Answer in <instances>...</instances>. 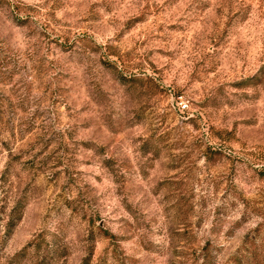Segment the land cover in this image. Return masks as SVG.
I'll list each match as a JSON object with an SVG mask.
<instances>
[{"label": "rangeland", "instance_id": "rangeland-1", "mask_svg": "<svg viewBox=\"0 0 264 264\" xmlns=\"http://www.w3.org/2000/svg\"><path fill=\"white\" fill-rule=\"evenodd\" d=\"M90 252L264 264V0H0V264Z\"/></svg>", "mask_w": 264, "mask_h": 264}, {"label": "trees", "instance_id": "trees-1", "mask_svg": "<svg viewBox=\"0 0 264 264\" xmlns=\"http://www.w3.org/2000/svg\"><path fill=\"white\" fill-rule=\"evenodd\" d=\"M91 252L84 256L79 264H90L91 262Z\"/></svg>", "mask_w": 264, "mask_h": 264}, {"label": "built area", "instance_id": "built-area-1", "mask_svg": "<svg viewBox=\"0 0 264 264\" xmlns=\"http://www.w3.org/2000/svg\"><path fill=\"white\" fill-rule=\"evenodd\" d=\"M181 106H182L183 108H185V107H186V104H185L184 102H182Z\"/></svg>", "mask_w": 264, "mask_h": 264}]
</instances>
